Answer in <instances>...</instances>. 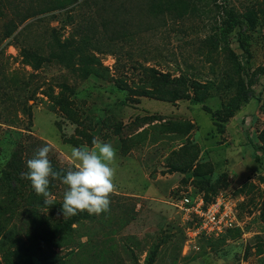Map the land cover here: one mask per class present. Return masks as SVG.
I'll list each match as a JSON object with an SVG mask.
<instances>
[{
  "label": "rangeland",
  "instance_id": "1",
  "mask_svg": "<svg viewBox=\"0 0 264 264\" xmlns=\"http://www.w3.org/2000/svg\"><path fill=\"white\" fill-rule=\"evenodd\" d=\"M96 136L110 211L64 218L65 186L47 207L21 172L45 144L66 172ZM222 194L238 227L187 247L172 199ZM36 236L65 264H264V0H0V264H43Z\"/></svg>",
  "mask_w": 264,
  "mask_h": 264
},
{
  "label": "clouds",
  "instance_id": "2",
  "mask_svg": "<svg viewBox=\"0 0 264 264\" xmlns=\"http://www.w3.org/2000/svg\"><path fill=\"white\" fill-rule=\"evenodd\" d=\"M71 164L65 172L54 170L49 159L50 145L40 147L34 156L26 161L27 171L21 172V179L30 181L44 206L54 204L55 196L49 190L50 183L58 180L65 186L62 198L64 218L81 212L99 215L110 211L111 194L115 191L117 152L112 143L93 137L91 146L74 147L66 145Z\"/></svg>",
  "mask_w": 264,
  "mask_h": 264
},
{
  "label": "built area",
  "instance_id": "3",
  "mask_svg": "<svg viewBox=\"0 0 264 264\" xmlns=\"http://www.w3.org/2000/svg\"><path fill=\"white\" fill-rule=\"evenodd\" d=\"M182 215L187 232V247L204 238L221 237L239 225L235 201L227 194L208 202L201 196L185 195L172 199Z\"/></svg>",
  "mask_w": 264,
  "mask_h": 264
},
{
  "label": "trees",
  "instance_id": "4",
  "mask_svg": "<svg viewBox=\"0 0 264 264\" xmlns=\"http://www.w3.org/2000/svg\"><path fill=\"white\" fill-rule=\"evenodd\" d=\"M241 28V33H240V43L242 44V47L244 48V50H246V43H247V39L245 37L246 36V33H247V30L243 27V26H240ZM17 31V28H13L12 29V33L11 35H13L14 33H16ZM55 31V30H54ZM22 31H20L16 36H14V39L17 41L19 40V37L22 35ZM163 81V80H162ZM163 83L165 84H169V85H181V86H188V82L187 81H184L183 78H177V79H174V80H166L164 79ZM174 95H177L179 97H181L182 94H177V93H174ZM251 143H252V146L254 148L255 151H258L259 147L257 146V144H255V142L253 141V139H250ZM256 159H259L258 156H256ZM233 230V229H232ZM232 230H229L227 232V234L229 232H231ZM34 243H36V247H35V251H36V259L38 261H42L43 264H65V262L60 259L58 261V256H55V255H51V256H44L43 254L45 253V249L43 248V246L41 244H39L38 242H43L44 241V238H42L41 240L38 239V237L36 236L34 239H33ZM23 246L25 245H22V246H19L17 247L13 252H8L6 253V256H5V260L7 263H11L12 261H16L17 259L20 258L21 254H26V255H31V250L30 248H23ZM43 255V256H42ZM18 261V260H17ZM20 263V261H19ZM28 264H33V260L31 258H29L28 260Z\"/></svg>",
  "mask_w": 264,
  "mask_h": 264
},
{
  "label": "crops",
  "instance_id": "5",
  "mask_svg": "<svg viewBox=\"0 0 264 264\" xmlns=\"http://www.w3.org/2000/svg\"><path fill=\"white\" fill-rule=\"evenodd\" d=\"M246 168H249L248 166H246ZM245 168V166L243 165L241 167V172H242V176L248 177L252 172L249 169V171Z\"/></svg>",
  "mask_w": 264,
  "mask_h": 264
}]
</instances>
